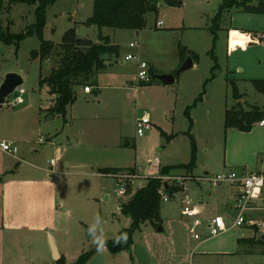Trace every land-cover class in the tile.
<instances>
[{
    "label": "rangeland",
    "instance_id": "1",
    "mask_svg": "<svg viewBox=\"0 0 264 264\" xmlns=\"http://www.w3.org/2000/svg\"><path fill=\"white\" fill-rule=\"evenodd\" d=\"M224 1L182 0L179 6H170L162 1L158 12H150L146 15V26L141 30L146 38V47L155 57L158 65L170 67L177 54L186 58L198 54V59H195V64L191 68L181 72L173 84L167 87L165 85V89L148 91L141 88L139 95L132 91H113L105 88L107 85H121L125 80H128L125 83H131L129 79L134 81L131 86L138 85L136 84L137 79H140L138 56L131 60L125 59L128 53L138 55L136 52L139 37L135 34L136 30L112 27L101 29L95 24H88L87 20L93 14L94 0H54L48 5L43 32L45 39L58 44L62 42L67 30L73 29L77 37L89 38L95 42H100V34L109 35L112 42L120 46L119 55L112 57L116 60L113 67L107 63L108 70L105 68L94 80L104 85V96L115 103L111 106L122 111L118 118L112 119V122L107 123L104 128L112 132L111 140L114 145L118 144H115L117 138L115 136L119 133L122 145L128 142L129 146L128 149L119 151L115 149L112 155L108 154L107 164H103L104 155L100 151L87 153L86 156L102 167L107 165L134 167L137 175L132 178L131 192L119 196L117 179L105 175L95 177L93 164L60 165L62 161L58 162V168L55 170L59 172L57 173L59 177L51 176L48 180L50 185L48 202L43 203L39 215H37L39 202L36 200L29 206L30 212H27L28 219L34 217L27 223L30 232L27 249L33 258L32 264L54 262L51 240L55 245V240L57 241V249L59 248L64 261L70 264L76 262L83 252L94 248L98 240L116 237L122 229L130 227L132 223L130 217L122 215L120 205L127 203L139 188L146 186L149 176H154V173L161 175L162 168L159 171V167H163L164 164L180 165L190 161L191 139L185 133L189 128L185 109L199 96L206 79L211 76V68L214 64L209 53L213 46L211 26L215 14ZM35 9L36 4H10L8 0H2L0 23L3 33L25 32L27 27L36 21ZM158 21L163 22L161 29L157 25ZM219 27L214 42L219 68L216 76L206 84L204 101L198 102L191 109L193 120L191 132L198 146L197 165L199 166L196 168V173L200 174H203L207 168L211 169L210 172L213 174L220 171L219 162L224 154L227 139L226 109L237 102L239 109L245 111H251L256 104L264 106V94L256 90L251 80L264 78V14L250 15L233 9L231 12L222 13ZM237 27L244 33L233 30ZM248 34L253 40L248 44V48L233 49L229 46L230 37L243 39L247 38ZM135 41L137 45L130 47V43ZM40 45L41 40L36 33L27 35L19 42L0 39V85L8 72H17L23 76L22 87L26 90L24 104L13 106L10 102L14 96L10 95L8 101L6 99L3 107L0 108V138L15 140L20 148L17 156L0 151V165L4 169H15L14 164L20 161L23 165L20 174L23 177H28V172L32 170L29 162L52 168L50 161L56 155L54 146L49 143L47 136L54 135L64 124L63 116L58 114L52 118L53 113L49 111L56 95L49 92L47 85L40 86V76H48L52 69L58 66L60 56L55 52L44 62L38 57L33 58L32 52L38 50ZM152 72L149 66L147 69L149 78L152 77ZM232 79H236L238 90L245 94L244 98L241 97L237 102L233 96V86L230 82ZM170 91L173 92L171 111L165 114L163 105L168 96L166 94H170L168 93ZM90 97L95 96L92 94ZM145 111L149 112L153 124L145 131L144 136L139 137L136 135V120ZM162 130L168 134L172 132L179 134L168 140ZM41 138H45L46 143H40ZM159 149L161 151H158ZM206 149H209V152ZM156 153L160 158V164H147V160ZM70 155L71 152L68 150L64 159L69 158ZM1 172L2 186L5 183L12 185V194L18 196L14 185H19L17 181L24 180H8L16 174L5 170ZM163 176L170 177L169 181L184 177L189 181L190 186L191 183L196 182L195 180H200L196 179L192 172L180 168H172ZM31 183L34 189L35 184L33 181ZM209 186L210 184L206 189L210 188ZM261 197L264 198V191ZM14 205L18 209L17 216L22 218L20 208L15 202ZM205 205L215 214H221L228 227L232 226L238 211L229 204L216 208L211 203ZM255 205V208L246 211V222L243 225L232 227L206 241L208 251L230 252L237 248V254L197 255L195 263L198 264L200 260L204 264H264V243L256 241L254 245L250 242H244L241 246L236 244L239 237L255 236L258 240L264 236V201L256 200ZM161 213L164 217L182 219L180 195L170 201H162ZM19 218L18 221L22 220ZM97 218L99 223L94 236L90 227L97 223ZM252 221L262 225L258 227ZM147 226L150 225L143 224L140 230L135 231L133 235L135 241L144 243L143 237L148 229ZM108 256L106 264H112L110 253Z\"/></svg>",
    "mask_w": 264,
    "mask_h": 264
},
{
    "label": "crops",
    "instance_id": "2",
    "mask_svg": "<svg viewBox=\"0 0 264 264\" xmlns=\"http://www.w3.org/2000/svg\"><path fill=\"white\" fill-rule=\"evenodd\" d=\"M247 14L251 15L254 13H247ZM247 19H251V18L247 17ZM161 28L162 27H159V29ZM233 30L241 32L242 34L244 33V31H242V29H239V27L233 28ZM142 31L143 30L141 31L136 30L135 32V34L139 37L138 50L136 52L138 54L137 55L138 58L147 61L153 71L159 73L162 72L174 73L177 70V68L181 66V64L185 61L186 58H184V56L181 54L180 55L177 54L175 55V60L170 67H164L158 65L156 63V60L154 59L155 57L149 53L150 51L146 47L147 42L145 36L142 34ZM252 41L253 40L252 38H250L249 34L247 35V38H243V39H233V37H230L229 46L233 49L238 47L245 49L248 48V44ZM115 62L116 60L114 58H111L110 60L107 61V63L111 64V67H113V63ZM193 64H195V59ZM106 68L108 70V65ZM255 79H264V78H255ZM255 79H251V80L253 81ZM93 81L95 82V85L90 86L91 92H86L84 90L85 86H79L77 88V98L74 102H72L67 106L66 116L63 117L64 119L63 126L57 129L54 135L48 134L47 136V140H49V143L54 146L55 155H56L50 161V165L52 168H46L40 164H34L29 162L28 164H31L30 166L32 167V170L28 172V177L27 176L23 177L20 174V169L23 166L20 163V161H17L14 164L15 169L13 168L4 169L0 165V176L2 175L1 172L2 170H5L6 172L11 171L13 174L16 175L8 180H24V181H17L19 185H14V189H16V192H18V196H14L12 194V185L10 184L7 185L5 183V185L2 186V183H0V264H32L33 263V258L32 256L29 255L27 249L28 242L30 241V232L28 231L27 223L29 220H33L34 217H29L31 219H28L27 212H30L29 206L32 205V202L34 200H36L39 202L38 204L39 207H37V210H39L37 215H39L41 209H43V203L48 202L50 196V191H49L50 185L48 180L51 176L59 177V175L57 174L59 172L55 170L58 168V162L62 161L60 165H63L64 163H68L71 165L93 164L94 165L93 175L95 177L104 176V175L113 177V174L102 173L100 171V169L102 168H123V169L134 168L131 166H109V165L102 167L96 165L98 163L94 161H90L89 158L86 156L87 153L100 151L104 155L103 164H107L108 163L107 160L109 159L108 154L112 155V151H114L115 149H118V151L122 149H128L129 146L128 142L125 143L126 145H122V141L119 133H117V135L115 134L116 135L115 137H117L115 138V144L116 143L118 144L114 145V143H112L111 138H113V134L111 131L109 132V130L105 129L104 127H106L107 123L112 122V119L118 118V116L122 113V111H120L118 108L112 107L113 104L115 103H113L111 100H108L107 97L104 96V85L100 84L97 80L93 79ZM129 81L131 83H125L128 82V80H125V82L122 83L121 85L120 84L107 85L105 88L112 89L113 91L114 90L132 91L136 95H139L141 88L148 89V91H150L151 89L161 90L167 87V85L165 87V85L160 82H155L152 85H143L144 81L142 82V80L140 81V79H137L136 84L138 85L134 87L131 86V84L134 83V81H131L130 79ZM168 93L170 94H166L168 96L166 98V101L164 102V105L162 104L165 114L171 111V106H172L171 94L173 92L170 91ZM240 93L243 94V98H244L245 94L242 92ZM92 94L93 96H95L94 98L90 97ZM174 98H175V94H174ZM203 101H204V97L200 102ZM243 102L245 105L246 101L244 100ZM256 106H259L264 111L263 105L256 104ZM227 110L228 109H226V111ZM56 116H58V114H53L52 118H55ZM226 131H227L226 132L227 139H226L224 154L222 155V158H220L219 167H218L220 171H227L233 169H237L240 171L242 170L257 171L263 169L264 168V125H259L256 122L253 125L252 129L249 131H243L236 127H229L226 129ZM171 134H176V133L172 132L168 135ZM178 134L179 133L177 132V135ZM47 140L45 139V142L42 143H46ZM12 141L17 143V141L15 140ZM68 150L69 152H71V155L69 156V158L64 159L65 152H67ZM35 151L38 150L35 149ZM158 151H161V149H159ZM206 151L209 152V149H206ZM157 154L158 153H156L155 155ZM171 166L173 165L164 164L163 167L162 166L159 167V171L161 170V168L171 167ZM198 166L199 165H197L196 168H198ZM196 168L192 172V175L197 179L199 178V176H202L203 174H213L210 172L211 169L209 168H207L203 174L196 173ZM182 173H177V174H182ZM157 175L159 174L154 173V176ZM32 181L35 184L34 189L31 183ZM195 181H196L195 183H191V189L193 186L194 189H192V191L195 192L197 197H199L198 198L200 200L199 205L202 211L201 215L204 219L216 215H221L217 213L215 214L214 211H212V209L208 210V206H206L205 204L211 203L214 208L224 207L225 205L229 204L233 208L234 201L241 191L240 186L229 185V184L218 185V186L210 185L209 186L210 188L206 189L208 184H203L197 180ZM13 201L21 210L20 215H22V218L21 216L20 218L22 220L20 221H18L19 217L17 216L18 213H16L18 209L15 208ZM202 204H204L205 206ZM182 217H183L182 219H176L171 217H164L162 215L163 224L161 227L163 229L159 230L158 229L159 227L154 228L151 225L149 227L147 226L148 229L143 237L144 243H140L134 240V246L131 251L111 253L110 251L107 250L106 247L103 248V250L106 253V261L109 259L108 255L110 253L111 255L110 259L112 261V264H141L134 251L138 245L143 246L144 249L146 250L149 258L151 259L150 264H196L195 257L197 255H207V254L209 255V253H215L216 255H220V256H229L238 253L237 248L234 251H230V252L226 250L218 251V252L208 251L206 245V241H208V239H204L201 241L193 239L189 233L187 218H185L184 216ZM252 222H254L253 224H256V221H252ZM230 228L231 226L229 227V229ZM55 242L57 245L56 240ZM236 244L239 245L238 241H236ZM59 254L62 257L60 251ZM54 263L55 260L51 264ZM198 264H204V263L199 260Z\"/></svg>",
    "mask_w": 264,
    "mask_h": 264
},
{
    "label": "trees",
    "instance_id": "3",
    "mask_svg": "<svg viewBox=\"0 0 264 264\" xmlns=\"http://www.w3.org/2000/svg\"><path fill=\"white\" fill-rule=\"evenodd\" d=\"M8 1L10 4H36V21L28 26L25 32L19 34L3 33L0 23V39L19 42L27 35L36 33L40 37L41 45L38 50L32 52L33 58L38 57L41 62H44L50 59L53 53L58 52L60 56L58 66L53 68L48 76H40V86L47 85L49 92L56 95L54 103L49 107V111L53 114H59L65 117L67 106L77 98V88L79 86L95 85L93 79L107 67L108 60L119 55L120 46L112 42L109 35L104 36L100 34V42H95L89 38L77 37L73 29L67 30L62 42L56 44L52 40L45 39L43 36L46 23V9L54 0ZM162 1L170 6H179L182 4V0H94L93 14L87 20V23L95 24L101 29L103 27H112L141 30L146 26V15L150 12H158L160 2ZM1 3L2 0H0V4ZM233 9L245 13L264 14V0H225L221 3L213 18V25L211 26L213 32V46L209 53L214 60V64L211 68V76L206 79L203 90L199 96L185 109V114L189 120V128L185 133H187L191 139L190 161L186 164L164 167L160 172L161 175L166 174L172 168H182L193 172L197 166L198 146L195 136L191 132L193 123L191 109L198 102L202 101L206 90V84L210 79L216 76L219 63L215 53L214 42L217 39V31L220 28L219 20L222 13L231 12ZM192 58L198 59V54L192 55ZM156 74L157 72L153 71L150 80L144 81L143 85H152L157 82V80L154 79ZM230 82L233 86V96L238 101L243 97V94L239 92L234 79L230 80ZM253 84L257 91L264 94V79H255L253 80ZM262 119H264V111L260 107L253 106L251 111H245L241 108L239 109V102H237L232 108L226 111L225 127L226 129L229 127H236L243 131H249L256 122ZM162 133L166 135L168 140H171L177 135V133L168 135L163 130ZM100 171L105 174H116L124 171L133 172L134 168H102ZM147 179L148 183L146 186L139 188L127 203L120 205L122 215L132 219L130 227L122 229L114 238L102 241L98 240L94 248L83 252L76 262L70 264H87L96 253L103 250L105 247L111 253L131 251L134 246L133 235L135 231L141 229L143 224H149L154 228L162 226L163 218L161 215L162 200L160 188L164 181L161 177L155 176H149ZM174 189L177 188L175 187ZM129 192H131V186H129ZM117 237H121L119 242H117ZM237 241L239 245H242L244 242H250L254 245L256 241L262 244L264 243L262 237L257 240L255 236L249 238L241 237L238 238ZM56 264L67 263L64 261L63 257H61Z\"/></svg>",
    "mask_w": 264,
    "mask_h": 264
},
{
    "label": "built area",
    "instance_id": "4",
    "mask_svg": "<svg viewBox=\"0 0 264 264\" xmlns=\"http://www.w3.org/2000/svg\"><path fill=\"white\" fill-rule=\"evenodd\" d=\"M162 21H158V27H161ZM137 41L131 42L130 47H135ZM136 54L129 53L126 55V60L136 58ZM138 60V77L140 80L149 81L150 78L147 75V69L149 64L147 61L137 57ZM86 92H91L90 86H85ZM25 88L19 86L11 95L14 99L10 102L13 106L24 104L26 99ZM8 101V98H7ZM152 121L149 112L145 111L136 120L137 135L144 136L145 131L152 127ZM259 125H264V119L258 122ZM40 142H45V138L39 139ZM0 151L8 153L12 156H17L19 153V145L14 141H9L0 138ZM53 163V161H52ZM160 164V158L155 155L147 160V164ZM137 175V170L133 172H119L113 174V177L117 179L118 189L117 193L119 196H124L129 193V186H131L132 178ZM155 177H161L164 183L160 188L161 200L164 202L175 199L180 195L181 199V214L187 218L189 233L193 239L204 240L219 236L223 232L227 231L229 227L226 225L225 219L221 215H216L207 219L202 217V211L200 208V200L196 196L195 192L192 191L189 181L185 180L184 177L178 178V180H170V177L157 175ZM174 178V177H172ZM197 179V178H196ZM199 181L203 184H210L212 186H218L222 184H229L240 186L241 191L236 197L233 209L238 211L236 218L231 226H241L246 222L245 213L250 208H255L256 200L264 198L261 197L264 191V168L257 171L248 170H227L218 172L215 174H203L199 176ZM176 187L177 189H174ZM262 224L256 223V226L260 227Z\"/></svg>",
    "mask_w": 264,
    "mask_h": 264
},
{
    "label": "water",
    "instance_id": "5",
    "mask_svg": "<svg viewBox=\"0 0 264 264\" xmlns=\"http://www.w3.org/2000/svg\"><path fill=\"white\" fill-rule=\"evenodd\" d=\"M193 63H194V59L192 57H188L174 73H157L154 76V79H156L158 82L164 85L173 84L176 81V77L181 72L191 68L193 66ZM23 83H24L23 76L17 72H8L5 75V78L0 85V108L3 107L8 96H10L19 86H22ZM158 229L162 230L163 228L160 226ZM262 239H264V236H262ZM51 248H52V254L54 260L58 261L61 258V255L59 254V251L52 240H51ZM134 251L141 264L151 263V259L149 258L143 246L138 245ZM87 264H106L105 251L101 250L98 253H96L89 260Z\"/></svg>",
    "mask_w": 264,
    "mask_h": 264
},
{
    "label": "clouds",
    "instance_id": "6",
    "mask_svg": "<svg viewBox=\"0 0 264 264\" xmlns=\"http://www.w3.org/2000/svg\"><path fill=\"white\" fill-rule=\"evenodd\" d=\"M98 223H99V218H97V223L91 225V227H90V231L93 233L94 236H96V232H97V224H98ZM101 232H102V230H101ZM97 238H99V237H97ZM116 239H117V242H119L120 239H121V237H117Z\"/></svg>",
    "mask_w": 264,
    "mask_h": 264
}]
</instances>
